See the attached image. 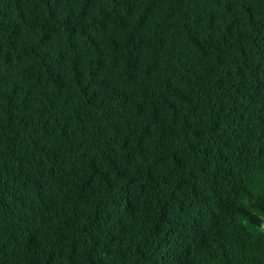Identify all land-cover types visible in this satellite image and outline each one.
Segmentation results:
<instances>
[{"label": "trees", "instance_id": "16d2710c", "mask_svg": "<svg viewBox=\"0 0 264 264\" xmlns=\"http://www.w3.org/2000/svg\"><path fill=\"white\" fill-rule=\"evenodd\" d=\"M0 264H264V0H0Z\"/></svg>", "mask_w": 264, "mask_h": 264}]
</instances>
